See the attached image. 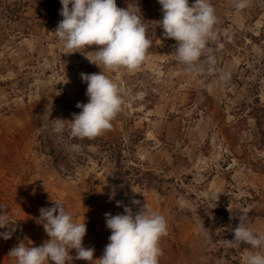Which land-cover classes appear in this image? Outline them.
<instances>
[{"label":"rangeland","instance_id":"374dc122","mask_svg":"<svg viewBox=\"0 0 264 264\" xmlns=\"http://www.w3.org/2000/svg\"><path fill=\"white\" fill-rule=\"evenodd\" d=\"M210 3L216 38L202 65L187 71L177 42L158 26V0H116L143 17L152 44L140 67L113 71L88 59L97 45L64 48L54 32L60 0H0V213L10 233L0 244H43L40 209L61 201L85 220L83 244L104 247V214L145 203L167 220L159 264H246L256 249L226 241L241 212L264 232V142L255 118L264 108V0L243 10L234 0ZM101 71L124 104L111 130L88 143L71 135L72 114L89 102L80 74ZM57 118L66 120L60 132Z\"/></svg>","mask_w":264,"mask_h":264},{"label":"clouds","instance_id":"9594fccd","mask_svg":"<svg viewBox=\"0 0 264 264\" xmlns=\"http://www.w3.org/2000/svg\"><path fill=\"white\" fill-rule=\"evenodd\" d=\"M158 2L163 13L158 26L166 38L177 42L175 54L186 70H194L202 65L209 40L216 38L215 8L210 0H195L191 6L189 0ZM60 3L62 20L54 32L68 53L97 45L95 56L88 59L113 71L121 67L132 71L146 61L152 41L146 36L143 17L136 11L118 7L116 0H60ZM248 4L249 0H234L237 10L245 9ZM80 75L87 84L89 102L77 103L76 107L82 111L72 114L70 132L73 137L94 139L111 130V122L122 110L124 100L118 84L103 71ZM55 120V130L62 131L66 120ZM54 202V206L40 209V220L49 239L41 246H26L22 241L8 256L16 258L17 264H48L49 261L71 264L73 259L92 264L95 249L83 245L87 232L85 220L75 221L63 202ZM120 204L118 201L117 206ZM132 204L139 205L140 201L132 200ZM241 213L240 223L233 230L234 239L227 240L226 244L230 248H240L242 243L249 245L256 251L249 252L246 264H264V232L250 229L248 214ZM104 215L111 235L102 257L97 259L99 264H159L163 255L160 240L168 235L167 220L162 214L151 211L144 203L136 212L124 206L123 214ZM8 225L7 215L0 213V228ZM0 235L10 238V233ZM73 249L75 257L70 255Z\"/></svg>","mask_w":264,"mask_h":264},{"label":"crops","instance_id":"0c3cea01","mask_svg":"<svg viewBox=\"0 0 264 264\" xmlns=\"http://www.w3.org/2000/svg\"><path fill=\"white\" fill-rule=\"evenodd\" d=\"M6 233L5 228L3 230H0V234ZM33 234V232H31ZM32 236V235H31ZM5 241L6 239L4 238L3 235H0V241ZM6 242V241H5ZM18 244H0V264H17L16 258L14 257H10L8 256L10 250L17 246ZM26 246H41L42 244H25ZM85 247H88V244H83ZM89 245H93L95 252H94V259H96L95 257H102L105 246L102 247L100 245H96V244H89ZM70 255H72L73 257H75L76 255V251L73 249L70 252ZM81 260L78 259H73V261L71 262V264H83L85 261H82L80 263ZM48 264H51V262L49 261ZM92 264H99L96 261H93Z\"/></svg>","mask_w":264,"mask_h":264},{"label":"trees","instance_id":"16d2710c","mask_svg":"<svg viewBox=\"0 0 264 264\" xmlns=\"http://www.w3.org/2000/svg\"><path fill=\"white\" fill-rule=\"evenodd\" d=\"M256 115L257 116L255 118L257 120V128L260 131L261 135L263 136V142H264V108L261 107V109H259L258 112H256ZM81 139L88 141V143H93V141L96 140V138H94V139L81 138ZM120 155L122 156V153ZM121 156H120V160L122 162L123 157H121ZM122 167H125V165L122 164ZM140 180L141 179H139V181ZM226 217H227V215H226Z\"/></svg>","mask_w":264,"mask_h":264}]
</instances>
